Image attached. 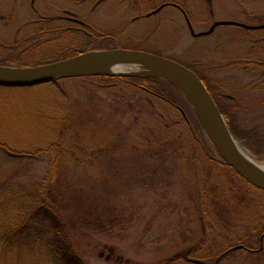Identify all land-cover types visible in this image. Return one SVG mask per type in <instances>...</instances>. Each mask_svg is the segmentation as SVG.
<instances>
[{
    "label": "rangeland",
    "instance_id": "obj_1",
    "mask_svg": "<svg viewBox=\"0 0 264 264\" xmlns=\"http://www.w3.org/2000/svg\"><path fill=\"white\" fill-rule=\"evenodd\" d=\"M167 2L182 8L196 34L215 22L264 24V0H0V60L20 51L25 62L66 53L73 36L54 38L68 25L61 19L67 10L95 35L114 34L100 45L146 50L191 66L226 97L225 105L237 101L240 128L262 122L264 105L257 102L264 101V29L219 26L193 38L172 6L133 21ZM40 26L46 32L37 33ZM146 71L123 67L128 74ZM168 98L172 103L164 104L125 83L89 78L0 87V145L6 147H0V226L16 199L31 195L26 191H42L55 206L54 224L48 218L18 232L33 231L28 243L0 236V264H61L51 249L56 244H67L86 264H211V256L235 244L256 250L264 193L216 162L185 103L177 95ZM54 227L62 238L42 236ZM259 258L241 255L226 264H264Z\"/></svg>",
    "mask_w": 264,
    "mask_h": 264
},
{
    "label": "water",
    "instance_id": "obj_2",
    "mask_svg": "<svg viewBox=\"0 0 264 264\" xmlns=\"http://www.w3.org/2000/svg\"><path fill=\"white\" fill-rule=\"evenodd\" d=\"M163 7L165 5L160 6L149 15L158 13ZM185 20L189 32L194 38L207 36L219 26H234L248 31L264 29V24L249 26L238 22L224 21L215 22L207 31L196 34L192 30L191 24L186 16ZM112 63L138 66L145 68L147 71L140 74H109L100 71L102 66ZM101 75L121 77L151 76L171 84L186 99L194 111L208 141L222 162L247 184L255 189L264 191V175L257 173L240 156L236 141L230 134L223 116L218 111L203 82L194 72L170 59L143 51L113 49L79 54L62 61L32 68L0 66V87L27 88L60 80ZM180 112L185 119L184 113L182 111ZM187 262L201 264L199 261L191 259H188Z\"/></svg>",
    "mask_w": 264,
    "mask_h": 264
},
{
    "label": "trees",
    "instance_id": "obj_3",
    "mask_svg": "<svg viewBox=\"0 0 264 264\" xmlns=\"http://www.w3.org/2000/svg\"><path fill=\"white\" fill-rule=\"evenodd\" d=\"M69 33L70 32L61 30L58 34H56V37L54 38V40H56L57 42H60L62 40H69V36H68ZM107 38L108 36L98 37V38L95 37L92 40H90L88 43L82 46L72 45L69 48V50L66 51V53L59 55L58 57H55L53 59L43 60L39 62L38 61L37 62H25L22 59L24 56H27V54L18 53V55L13 56L12 58H6V59L0 60V66L27 68V67H36L40 65H46V64L58 62V61L76 56L78 54L86 53L90 50L110 48V46L108 45L103 46V45L98 44V43H102V41L104 40H108ZM90 43L92 44L91 46H90ZM41 44H44V42H42ZM183 65L187 67L188 69H190L191 71H193L203 82L207 91L212 97L218 111L224 117L226 126L230 134L232 135V137L235 139V141L237 140L240 145H242L246 150H248L254 156L256 161L264 162V132L262 131V129L264 128V120L260 122L258 125L250 128L249 130L245 128H240L238 126V123L236 122V115L233 113L234 111L239 110V105L237 104V101L230 99L232 101L233 106L231 105V103L229 106L225 105L222 102V100L223 98H226V97L216 94L213 91V87L211 86V83L208 82L207 79L200 76L191 66L185 65V64ZM89 79H95L101 83L105 81L122 82L134 88L135 90L144 92L147 95L156 98L159 102H163L164 104H169L170 102L172 103L171 99L168 97L170 96L171 98H173V96L176 97L177 95V97L179 99H182V101L185 103L187 109L190 111L189 114L193 116V121H194L193 129L196 132H198L203 143L211 150L213 155H217V158L214 160L226 166L222 162V160L219 158L217 152L214 150V148L212 147L210 142L207 140V138L204 137V133L202 132V128L200 126L198 118L195 115L192 108L190 107V105L188 104V102L186 101V99L178 92V90H176L168 82L155 78V77H149V76H143V77L96 76V77H91ZM171 94H174V95H171ZM257 103L259 105H264L263 100ZM178 111L180 110L178 109ZM262 118H264V116H262ZM182 120L186 123L183 117H182ZM0 147L6 148L4 145H0ZM246 185L250 187L248 184ZM261 192L264 193V191H261ZM24 194H31V195L21 194L19 198L16 199V202L14 203V206L11 209V211L2 215V218H1L2 226H0V236L4 238L2 242L8 243L10 241L12 243L16 241V243H18L20 239L21 242L23 241L22 243H28L29 242L28 240H30L28 239V237H30L31 234L32 235L34 234L33 231L29 230L30 233L28 234H20L18 232L22 231L23 229H32L34 227V224H37V223L44 224L48 220V218L54 224V219H53V214L51 212V208L52 206L53 207L55 206H54V203L51 201L52 198L51 197H49L50 199L46 198L43 192L39 190H36V192H29V193L28 191H26ZM205 214H207L206 211H205ZM6 215H9L8 219H6ZM23 235H26V236L22 237ZM42 236L43 237L53 236L54 240L55 238L63 237L62 230L56 227L48 231L47 234L45 235L42 234ZM39 237L40 236H38V238ZM260 238H262L261 241H260ZM257 243H258V248L256 250L249 249L250 247L245 244H235L233 246L225 248L222 251H218L216 252V254L214 255L212 254L213 256H211L210 258L211 264H226L231 259L235 258L236 256H241V255H244L246 258L264 257V229L263 228H261L259 233L257 234ZM3 247L7 248V250L11 249V245L7 246L5 243ZM44 247L47 248L46 245H44ZM51 249L56 259L61 264H86L75 253L73 254L68 250L67 244L66 245L65 244L52 245ZM201 264H206V263L202 261Z\"/></svg>",
    "mask_w": 264,
    "mask_h": 264
},
{
    "label": "flooded vegetation",
    "instance_id": "obj_4",
    "mask_svg": "<svg viewBox=\"0 0 264 264\" xmlns=\"http://www.w3.org/2000/svg\"><path fill=\"white\" fill-rule=\"evenodd\" d=\"M32 3H33V1H32ZM167 4V5H166ZM162 5H166V6H172V7H174L175 9H177L180 13H182V8L181 7H179L177 4H175V3H170V2H167V3H163V4H161V5H159L158 7H160V6H162ZM165 6V7H166ZM157 7V8H158ZM164 8V7H163ZM153 11V10H152ZM152 11H150L149 13H147V14H145V15H143V16H137V17H134L133 18V21H138V20H140V19H143V18H147V17H149L150 15V13L152 12ZM34 12H36V11H34ZM64 13H66V16H64V17H62L61 19L63 20V21H65V22H67L68 23V25L67 26H64V28L62 29L63 31L65 30V31H67V32H70L69 34H68V36H73V39H75V40H79L80 39V37H87L86 39H88V40H92L94 37H105V36H108V40H104V41H106V43L107 42H109V41H111L112 39H114V34H112V33H105V34H94L93 32H92V30L90 29V27H89V25L88 24H86L85 22H83L82 20H80V19H78V18H76L75 17V14L74 13H72V12H69V11H67V10H65L64 11ZM184 13V12H183ZM183 16H184V14H183ZM185 17V16H184ZM49 19L51 20L50 22H53L54 20H57V19H54L53 20V18H51V17H48V21H49ZM60 19V20H61ZM47 21V22H48ZM43 32H46V30L43 28V27H39L38 29H37V33H43ZM50 32H52V33H56V31H50ZM54 33V34H55ZM73 39H72V45H73ZM109 45V44H108ZM78 46V45H77ZM34 47V46H33ZM107 49H110V48H107ZM115 49H125V50H135V51H143V52H147V53H151V52H149V51H146V50H139V49H130V48H125V47H119V46H117V47H115ZM19 53H21V51L19 52Z\"/></svg>",
    "mask_w": 264,
    "mask_h": 264
},
{
    "label": "bare ground",
    "instance_id": "obj_5",
    "mask_svg": "<svg viewBox=\"0 0 264 264\" xmlns=\"http://www.w3.org/2000/svg\"><path fill=\"white\" fill-rule=\"evenodd\" d=\"M126 66L121 63H112L101 67L100 71L109 74L123 73V67ZM237 145V150L244 161H246L257 173L264 175V163L253 160L242 148Z\"/></svg>",
    "mask_w": 264,
    "mask_h": 264
}]
</instances>
